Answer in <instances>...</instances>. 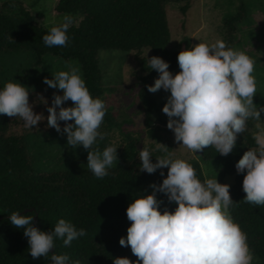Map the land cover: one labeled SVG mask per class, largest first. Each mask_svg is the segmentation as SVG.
Segmentation results:
<instances>
[{
	"label": "clouds",
	"instance_id": "obj_1",
	"mask_svg": "<svg viewBox=\"0 0 264 264\" xmlns=\"http://www.w3.org/2000/svg\"><path fill=\"white\" fill-rule=\"evenodd\" d=\"M50 24L42 37L44 44L66 46L74 18L64 15L59 21L52 19ZM177 61L181 70L173 74L163 58L148 59L158 78L147 90L170 92L162 108L169 118L167 128L174 133L175 141L182 142L195 155L214 147L217 153L227 156L233 152L238 135L247 130L249 119L256 120V131L252 133L255 147L243 154L235 169L238 174L246 172L242 181L246 193L243 201L264 206V121L261 120L264 106L253 100L257 93L254 61L244 51L227 46L222 39L183 49ZM44 83L63 93H53L47 117L34 112L28 88L12 81L0 87V115L21 118L25 128H34L46 119L47 127L66 134L68 146L87 150V168L97 178L107 176L108 169L118 160V148L93 149L98 139H104L105 134L99 129L106 114L105 102L91 95L76 67L69 66L52 79L45 77ZM69 100L72 106H62ZM43 101L48 104L47 100ZM61 121L65 122L63 128ZM157 148L164 155L156 158L155 163L148 148L139 151L140 170L153 174L166 168L167 175L161 171L164 177L161 184L150 185L153 189L150 194L136 193L132 198L126 209L131 223L126 237L119 240L121 246H130L138 259L133 262L127 257H116L113 264H253L254 253L247 242V233L231 214L236 202L230 195V185L218 182L217 175L201 181L185 159L161 143H157ZM157 193L176 205L174 211L167 207L161 211L162 201L157 199ZM9 221L17 229H23L33 259L43 256L51 264H80L71 261L67 254L49 255V252L55 248L57 239L70 246L85 236L84 228L78 229L71 221L61 218L50 231H42L34 225L32 214L21 215L20 211L12 212Z\"/></svg>",
	"mask_w": 264,
	"mask_h": 264
},
{
	"label": "trees",
	"instance_id": "obj_2",
	"mask_svg": "<svg viewBox=\"0 0 264 264\" xmlns=\"http://www.w3.org/2000/svg\"><path fill=\"white\" fill-rule=\"evenodd\" d=\"M35 2L26 6L19 0L1 1L0 54L31 52L37 62L48 55L56 60H77L88 90L93 97L100 99L103 96L104 72L99 67V51L134 52L143 61L141 54L150 49L151 56L163 58L169 63V70L176 74L181 70L178 53L191 46L190 37L184 36L177 48H169L171 27L166 9L169 3L183 2L180 11L185 14L190 0H56L53 7L56 15H71L74 18V24L68 31L69 41L62 47H47L44 44L42 37L49 28H46L44 20L40 25L35 22L36 17L31 13V10H36ZM252 2L228 0L230 9L222 17L223 41L227 46L245 53L243 46L256 35L252 30L255 25L253 8H260ZM41 11L37 13L38 17L44 12ZM2 79L0 66V87H3ZM141 80L138 96L144 108V129L150 134L157 102L147 90L151 82L145 77ZM28 91L34 112L42 113L45 117L53 93L63 94L45 90ZM43 100H47L48 104H44ZM262 102L254 101L257 105ZM62 106H72V101ZM114 120L109 109H106L102 124L118 127ZM64 123L60 122L61 128ZM253 125V120L249 119L247 130L238 135L233 152L227 156L217 153L214 147L198 153L204 160L220 161L219 179L227 175L234 177V184L229 190L236 204L231 214L247 233V242L254 256L260 259V264H264V206L243 201L246 193L242 181L246 172L238 174L235 169L243 154L255 147ZM52 132L56 130L47 127L46 119L34 128H25L21 118L0 115V264H51L50 259L43 256L32 258L23 229H17L9 221V215L14 211H20L21 215L32 214L34 218L36 216L35 226L42 231H50L61 218L71 221L78 229L86 230L87 234L74 240L70 246L57 239L53 253L49 252V255L67 254L71 261H79L80 264H113L116 257H127L135 262L138 258L132 254L130 246L119 244L120 238L126 237L131 223L127 219L126 209L136 193L150 194L153 190L150 185L161 184L164 177L160 172L163 171L166 177L167 169L148 174L140 170V165H120L108 169V175L103 178H97L89 169L39 171L34 166L30 148L37 144V136ZM29 138H32L30 142ZM187 162L193 166L197 177L204 181L200 163L194 159ZM157 199L162 201L161 211L165 207L174 211L176 205L169 203L164 194L157 193Z\"/></svg>",
	"mask_w": 264,
	"mask_h": 264
},
{
	"label": "rangeland",
	"instance_id": "obj_3",
	"mask_svg": "<svg viewBox=\"0 0 264 264\" xmlns=\"http://www.w3.org/2000/svg\"><path fill=\"white\" fill-rule=\"evenodd\" d=\"M1 1L8 0H0V3ZM19 1L29 6L36 0ZM55 1L39 0V2H35L37 11L31 10V13L36 17L37 24L40 25L44 20L46 28H50L52 19L59 21L63 17L56 15L53 8ZM252 3L260 6V8H253L252 12L255 22L252 30H255L256 35L243 48L250 57L253 54L252 60L257 59L254 61L256 63H254L253 72L257 93L253 100L261 102L264 101V0H253ZM183 5V2L169 3L166 7L171 27L169 48H177L184 36L190 37V48L200 42L214 44L218 39L223 40L222 17L230 9L228 0H190V7L185 14L180 11ZM41 10L44 12L38 17L37 13H42ZM141 57H144L143 61L139 60L134 52L99 51V67L104 72L102 99L106 104V109H109L114 121L119 125L118 127H107L106 124H102L99 130L105 134L104 139H98L93 145V149L98 148L103 151L107 146L117 147L118 160L109 168L113 169L120 165H141L139 151L143 147L152 152L151 159L156 162V158L164 155L157 148V143L167 147L170 145L169 151H174L179 158L186 161L197 160L201 165L204 179L215 178L217 175L218 182L231 187L234 184L233 176L227 175L223 179L218 177L220 168L218 159L204 160L198 152L195 155L183 146L182 142L175 141L174 133L167 128L169 118L162 112L170 92L161 89L156 93H151L157 102V108L152 116L151 135L144 129V108L138 96V91L142 86L141 78L145 77L151 84H154L158 73L150 68L148 59L152 56L148 50H144ZM0 66L3 72V85L12 81L21 83L28 90L62 92V90L48 87L44 83V79L45 77L52 79L57 72L68 70L69 66L78 68L82 77L81 67L77 60H56L53 56L48 55L41 62H37L31 52L1 53ZM258 106H264V102ZM252 120L253 126H255L257 121ZM261 120L264 121V112L261 113ZM254 129L256 131V128ZM37 137L38 142L35 141L37 144L30 145L34 166L37 170L88 169L87 150L82 146L77 148L68 146L66 134L52 132ZM31 139L29 138L28 141L30 142ZM124 153H128V155L123 156ZM253 264H260V259L254 256Z\"/></svg>",
	"mask_w": 264,
	"mask_h": 264
},
{
	"label": "water",
	"instance_id": "obj_4",
	"mask_svg": "<svg viewBox=\"0 0 264 264\" xmlns=\"http://www.w3.org/2000/svg\"><path fill=\"white\" fill-rule=\"evenodd\" d=\"M36 221H37V217L35 216V218H34V225H36ZM53 250L54 249H50V252L53 253Z\"/></svg>",
	"mask_w": 264,
	"mask_h": 264
}]
</instances>
